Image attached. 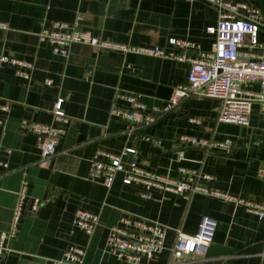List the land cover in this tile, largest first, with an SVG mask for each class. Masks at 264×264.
<instances>
[{
  "label": "crops",
  "instance_id": "crops-1",
  "mask_svg": "<svg viewBox=\"0 0 264 264\" xmlns=\"http://www.w3.org/2000/svg\"><path fill=\"white\" fill-rule=\"evenodd\" d=\"M247 1L264 17V0ZM78 20L81 30L115 43L159 45L178 52L169 43L176 38L210 51L216 35L207 27L217 25L219 15L208 0H0V23L6 25L0 27V54L33 65L26 80L0 62V99L11 103L9 112H0L5 120L0 125V157L9 164L0 176V234L9 227L23 178L27 198L41 200L35 213L24 208L0 264H54L71 245L85 250L83 264H127L106 248L109 229L123 215L167 229L163 252L139 264H172L176 230L193 235L202 217L215 221L216 231L205 254L190 264H264V226L245 208L202 195L186 199L153 193L142 198L138 188L123 185L121 171L109 188L88 179L96 151L120 153L129 147L135 150L137 166L146 171L178 178L179 167L199 169L213 176V188L264 204V179L258 175L264 166L260 105L253 106L250 124L245 126L219 121L218 99L190 96L154 123L130 131L125 120L110 114L115 93L134 94L148 107L160 105L177 85L186 83L190 63L86 43H73L63 57L38 38V32L54 21ZM260 38L264 41V29ZM196 54L195 49L188 51L189 56ZM58 99L69 121L57 140L56 153L40 165L38 137L23 130L21 121L58 125L52 113ZM189 117L200 118L201 124ZM182 134L232 138L234 146L230 151L183 147L179 158ZM130 160L129 155L123 157L125 165ZM77 210L98 215L99 224L91 235L74 225Z\"/></svg>",
  "mask_w": 264,
  "mask_h": 264
},
{
  "label": "built area",
  "instance_id": "built-area-1",
  "mask_svg": "<svg viewBox=\"0 0 264 264\" xmlns=\"http://www.w3.org/2000/svg\"><path fill=\"white\" fill-rule=\"evenodd\" d=\"M216 7L219 15L217 25L207 27L209 33L216 35L210 51L199 50L188 40L170 38L169 43L180 49L167 50L159 45L136 46L115 43L100 39L90 32L79 28V20L72 24L54 21L50 27H43L38 32L40 41L48 42L54 53L67 57L73 43H86L102 49L120 52L165 57L178 62L190 63L186 83L177 85L170 97L160 105L148 107L134 94L116 92L110 114L125 120L129 130L154 123L158 118L174 110L186 97L197 96L218 99L221 102L218 120L248 126L252 109L260 105L264 117V41L260 33L264 29V17L261 10L247 0H208ZM1 28H6L0 23ZM197 50L195 57L188 51ZM0 62L14 67L16 74L23 79L30 78L32 63L0 54ZM50 84L51 80L46 81ZM258 84V89L252 85ZM11 103L0 99V112L10 111ZM58 125L42 124L27 120L21 121V128L37 135L40 158L38 163L45 165L56 153L58 138L65 131L69 118L60 109V100L52 107ZM194 124H201L198 117H189ZM5 122L0 117V125ZM153 141V139H151ZM181 148L178 157H182L183 147H199L206 150L230 151L234 146L232 138L215 139L182 134L178 138ZM6 152H9L6 150ZM135 150L125 148L120 153L98 150L90 160L88 179L109 188L116 173L123 172L122 183L139 189L142 198H149L153 193L175 194L186 199L193 195H202L245 208L257 216L264 226V204L239 198L212 187L213 176L199 169L179 167L180 176L170 178L146 171L137 166ZM129 155L127 165L123 157ZM9 170L8 161L0 157V176ZM258 175L264 179V166L258 169ZM27 183L22 179L16 194V203L12 211L9 227L0 234V260L4 257L6 242L14 238L26 206L31 213L38 211L41 200L27 198ZM99 224L97 214L77 210L74 225L86 235H91ZM217 223L207 217L199 221L193 235L176 230L175 242L171 248L172 264H190L199 260L212 243ZM167 229L161 224L137 216L123 215L119 222L109 229L106 248L115 258L127 264H139L142 260L151 261L165 249ZM85 250L69 246L63 257L54 264H83ZM182 260V262H180Z\"/></svg>",
  "mask_w": 264,
  "mask_h": 264
},
{
  "label": "water",
  "instance_id": "water-1",
  "mask_svg": "<svg viewBox=\"0 0 264 264\" xmlns=\"http://www.w3.org/2000/svg\"><path fill=\"white\" fill-rule=\"evenodd\" d=\"M180 262H182V260H180ZM199 264H218V263L208 262V263H199Z\"/></svg>",
  "mask_w": 264,
  "mask_h": 264
}]
</instances>
